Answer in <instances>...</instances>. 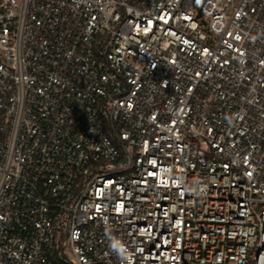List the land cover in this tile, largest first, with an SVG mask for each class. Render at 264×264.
<instances>
[{
	"label": "built area",
	"instance_id": "2783aa9c",
	"mask_svg": "<svg viewBox=\"0 0 264 264\" xmlns=\"http://www.w3.org/2000/svg\"><path fill=\"white\" fill-rule=\"evenodd\" d=\"M0 264H264V0H0Z\"/></svg>",
	"mask_w": 264,
	"mask_h": 264
}]
</instances>
